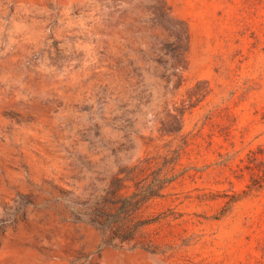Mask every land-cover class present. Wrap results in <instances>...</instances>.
<instances>
[{"label":"rangeland","instance_id":"374dc122","mask_svg":"<svg viewBox=\"0 0 264 264\" xmlns=\"http://www.w3.org/2000/svg\"><path fill=\"white\" fill-rule=\"evenodd\" d=\"M0 264H264V0H0Z\"/></svg>","mask_w":264,"mask_h":264}]
</instances>
